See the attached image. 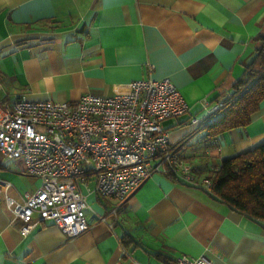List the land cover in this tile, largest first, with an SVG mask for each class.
Wrapping results in <instances>:
<instances>
[{
    "label": "crops",
    "instance_id": "0c3cea01",
    "mask_svg": "<svg viewBox=\"0 0 264 264\" xmlns=\"http://www.w3.org/2000/svg\"><path fill=\"white\" fill-rule=\"evenodd\" d=\"M263 29L264 0H0V106L126 93L133 80L169 77L188 106L162 122L169 142L209 175L264 142V98L246 125L215 135L208 126ZM39 184L23 159L0 152V264H174L183 255L264 264L262 221L164 173L147 178L116 214L117 201L89 179L81 187L87 231L70 238L38 223L22 236L3 196L19 200Z\"/></svg>",
    "mask_w": 264,
    "mask_h": 264
},
{
    "label": "built area",
    "instance_id": "2783aa9c",
    "mask_svg": "<svg viewBox=\"0 0 264 264\" xmlns=\"http://www.w3.org/2000/svg\"><path fill=\"white\" fill-rule=\"evenodd\" d=\"M185 113L188 106L169 77L133 80L126 93L88 92L62 102L19 98L0 106V152L23 159L26 172L40 180L19 200L4 194L11 224L22 236L38 223H51L70 238L84 233L90 204L81 187L89 179L95 192L117 201L113 214L155 173L210 191V177L194 171L190 158L170 144L162 124ZM190 122L197 118L190 116ZM174 264L214 263L205 255H183Z\"/></svg>",
    "mask_w": 264,
    "mask_h": 264
},
{
    "label": "trees",
    "instance_id": "16d2710c",
    "mask_svg": "<svg viewBox=\"0 0 264 264\" xmlns=\"http://www.w3.org/2000/svg\"><path fill=\"white\" fill-rule=\"evenodd\" d=\"M255 41L254 54L243 75L234 82L231 96L208 125L213 135L246 125L264 98V29ZM168 176L179 181L170 174ZM208 176L211 186L206 192L212 198L250 219L262 221L264 226V142L223 159ZM122 240L124 242V237Z\"/></svg>",
    "mask_w": 264,
    "mask_h": 264
}]
</instances>
